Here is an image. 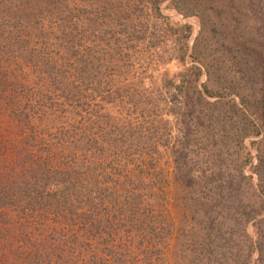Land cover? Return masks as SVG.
<instances>
[{"label": "trees", "instance_id": "trees-1", "mask_svg": "<svg viewBox=\"0 0 264 264\" xmlns=\"http://www.w3.org/2000/svg\"><path fill=\"white\" fill-rule=\"evenodd\" d=\"M167 1L204 32L199 0H0V264H167L175 176L194 179L198 261L264 264V82L220 84ZM186 57L198 64L147 79L150 61Z\"/></svg>", "mask_w": 264, "mask_h": 264}, {"label": "rangeland", "instance_id": "rangeland-1", "mask_svg": "<svg viewBox=\"0 0 264 264\" xmlns=\"http://www.w3.org/2000/svg\"><path fill=\"white\" fill-rule=\"evenodd\" d=\"M199 1L200 4L207 2L210 7V14L205 19L206 24L202 34H199L202 26L197 17H184L173 10L169 6L168 1L161 5L160 11L167 18L170 25H189L192 28L188 40V48L191 50L197 41L196 46L200 52L197 57L199 61L197 62L199 64L203 62L209 64V66L211 65L210 71L213 72V77L218 79L220 84L226 83L227 79H230L238 90V86L236 85L237 78H241L240 73L242 71H252L248 77V83L252 87L257 83L264 82V74L262 73L264 70V0ZM205 39H207V42ZM187 57L185 60L180 61L174 59L168 64H157L155 61H150L149 68L146 71L147 79H150L152 76L153 81L159 83L164 73L167 74L169 80L174 78L175 74L183 70V68H188L195 63L198 64L191 57L189 59ZM210 58L214 59L211 60ZM141 59L142 57L139 56L133 59L135 67H141ZM197 86L190 83L191 92ZM53 128H56L53 131L57 130L56 126ZM11 130L12 128L9 125L5 112L3 110L0 111V164H2L4 156L10 150V136L8 133ZM244 145L249 148L248 140L244 142ZM250 151L252 152V150ZM194 160L193 158L186 159V167L183 174L188 172L191 175L190 171L195 167L193 166ZM180 162L182 163V160ZM161 166L165 177L167 180H170L171 174L175 172L172 161H161ZM204 168H209V165H206ZM245 174L248 176L251 174V171H246ZM178 177L181 176H175L173 180L171 179L173 186L170 188V200L167 203L168 212L174 225V233H172L171 243L167 251V264H205L204 260L200 259L198 261L196 250L199 248L196 246L197 243L193 242L199 234H202L201 223L203 220L197 218L202 209L196 206V203L190 196L193 194L195 188V186H192L194 179L191 177L179 178L181 182L179 183L177 181ZM253 177V182L255 183V176ZM242 183L247 185V179H242ZM187 198L189 199V203ZM192 213L196 215L197 221L191 216ZM194 221L196 222L194 223ZM218 221L222 222L220 216L218 217ZM189 226L193 227L191 231L195 235L191 231L188 232ZM246 231L249 237L255 238V228L252 225L248 224ZM189 236L191 237L190 241L185 240L189 239ZM192 239L194 240L192 241ZM243 254L241 255L243 257L239 258L240 263L244 260H249V253ZM255 259L256 256L252 257V261ZM1 261H4V259L1 258Z\"/></svg>", "mask_w": 264, "mask_h": 264}]
</instances>
